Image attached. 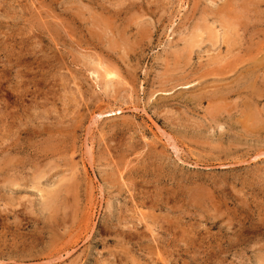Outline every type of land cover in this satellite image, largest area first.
I'll return each instance as SVG.
<instances>
[{
	"label": "rangeland",
	"instance_id": "1",
	"mask_svg": "<svg viewBox=\"0 0 264 264\" xmlns=\"http://www.w3.org/2000/svg\"><path fill=\"white\" fill-rule=\"evenodd\" d=\"M243 1L0 0V264H264V0L232 53L200 19Z\"/></svg>",
	"mask_w": 264,
	"mask_h": 264
},
{
	"label": "bare ground",
	"instance_id": "2",
	"mask_svg": "<svg viewBox=\"0 0 264 264\" xmlns=\"http://www.w3.org/2000/svg\"><path fill=\"white\" fill-rule=\"evenodd\" d=\"M91 1V0H90ZM187 1V0H186ZM235 1V0H234ZM237 1V0H236ZM254 1L255 0H244L241 4H237L236 6H234L233 8H231V9H229V8H226V7H224V5H221V6H219L217 9H215V10H212V9H210V8H205V9H203V11H202V16L200 17V19L201 20H203V21H206V22H208V19H209V16H211V15H213L214 17H215V21L216 22H219V24H220V26H221V28H223V32H222V34H219L218 33V31L217 30H215L214 28H212V27H210V25H208V23H206V25L209 27V30H207L206 32L208 33L207 34V37H209V42H211L213 45H215V44H217V42H219L220 41V44L222 43V44H225L226 45V47H227V51H228V53H232L231 51H232V49H233V47L236 45V44H238V42H240L239 41V39L240 38H238L239 36H241V33H240V29L243 27L242 26V24H244V23H242V20H241V18H242V16H245V13L248 11V6H249V4L250 3H254ZM88 3V2H87ZM209 4V3H208ZM91 5V4H90ZM213 5V4H212ZM133 6V5H132ZM229 6V5H228ZM45 7V6H44ZM96 7V6H95ZM110 7V6H109ZM250 7V6H249ZM43 8V7H42ZM131 8V7H130ZM132 8H134V7H132ZM142 8V7H141ZM238 8H240V9H238ZM127 9H129V8H127ZM116 10L118 11V9L116 8ZM115 10V11H116ZM131 10H133V9H131ZM58 11V10H57ZM64 11V10H63ZM128 11V10H127ZM123 12H124V10H123ZM135 12H136V10H135ZM139 12H141L142 14H143V12L142 11H139ZM57 13V12H56ZM127 13V12H126ZM137 14H138V12H136ZM171 13V12H170ZM249 13V12H248ZM247 13V14H248ZM128 14V13H127ZM74 15V14H73ZM72 15V16H73ZM121 16H122V14H121ZM124 16V15H123ZM140 16H142L141 14H140ZM50 18V17H49ZM62 18H64V17H62ZM77 18V17H76ZM250 18V17H249ZM71 20H72V18H71ZM141 21V20H140ZM145 21V20H144ZM254 21H255V19H254ZM253 21V22H254ZM70 22V21H69ZM78 22V21H77ZM81 22V21H80ZM261 22V21H260ZM58 23V22H57ZM118 23V22H117ZM143 23V22H142ZM261 23H263V22H261ZM80 24V23H79ZM247 24H249V22L247 23ZM252 25V24H251ZM250 25V26H251ZM83 27V26H82ZM200 28L201 27H195V29H193L192 30V32H191V35L190 36H188L187 37V35H189V34H187V35H184V36H182L181 37V39H183V41H186L188 44L186 45V48L188 49V51L191 53L192 51H193V47L195 46V45H198V42L200 41V39H197V38H193V37H197V36H199V35H201L202 33H200V34H198V32H196V30L198 29V30H200ZM246 29H247V26H246ZM111 30H112V28H111ZM114 30V29H113ZM197 30V31H198ZM57 31V30H56ZM241 32H242V30H241ZM119 33V32H118ZM125 33V32H124ZM244 33V32H243ZM242 33V34H243ZM135 34V33H134ZM204 34V33H203ZM182 35V34H181ZM180 36V35H179ZM202 36V35H201ZM244 36V35H243ZM257 36V35H256ZM128 37V36H127ZM126 37V38H127ZM188 38V39H187ZM189 38H192L193 40L192 41H190L189 40ZM116 39V38H115ZM173 39V38H172ZM174 40V39H173ZM172 40V41H173ZM207 40V41H208ZM206 42V41H205ZM90 43V42H89ZM129 43V42H128ZM240 45V44H239ZM58 46V45H57ZM116 46V45H115ZM125 47V46H124ZM199 47V46H198ZM236 47V46H235ZM122 48V47H121ZM195 48V47H194ZM186 49V50H187ZM127 50V49H126ZM208 50V49H207ZM209 51V50H208ZM205 52V51H204ZM210 52V51H209ZM103 53V52H102ZM184 54V53H183ZM119 55V54H118ZM190 56V55H189ZM233 56V55H232ZM109 57V56H108ZM211 57H214V56H211ZM248 57V56H247ZM227 59V58H225L224 56H221V55H219V54H215V58L213 59V60H215L216 61V63L215 64H217L219 61H220V59L222 60V59ZM242 58V57H241ZM232 59H233V57H232ZM245 59H253V61H251V63H249L248 64V66H247V68L245 69V72H243V73H240V76H239V78H241V77H248V78H250V74L252 75L253 73L255 74L256 73V71H257V67L259 66V64H260V62L262 61V59H260L259 57H258V59H256V58H252V57H249V58H245ZM95 61V60H94ZM215 61H213V62H215ZM225 61V60H224ZM230 61V60H229ZM221 62H223V61H220V63ZM226 62V61H225ZM228 62V61H227ZM98 63H99V65H101L102 66V68H103V71L102 72H99L98 70H96V69H94V70H92L91 71V73L93 74V73H95V72H97V77H104V78H107V79H109V80H113V79H115V78H117L116 79V81H117V83H122V82H125V78H124V76H122L121 74H120V72H119V70H118V68L115 66V67H110V66H103V62L101 61V60H99L98 61ZM118 63V62H117ZM219 63V64H220ZM230 63V62H229ZM120 65V64H119ZM223 65V64H222ZM221 64L219 65V66H222ZM232 64L230 63V65L228 64V66L230 67V69L232 68V66H234V65H232ZM207 66V65H206ZM205 66V67H206ZM209 66V65H208ZM224 66H222V68H223ZM227 67V66H226ZM101 68V69H102ZM121 68H122V66H121ZM209 68H211V67H209ZM228 68V67H227ZM227 68H225V69H227ZM214 69H217V67L216 68H214ZM221 69V68H220ZM224 69V68H223ZM91 70V69H90ZM124 70V69H123ZM191 70V69H190ZM228 70V69H227ZM243 70V69H242ZM206 71V70H205ZM205 71H202V72H205ZM219 71V70H218ZM125 72V71H124ZM208 72H210V71H208ZM213 73H214V71H213ZM213 73H211V75L213 74ZM220 73H221V71H220ZM210 74V73H209ZM218 73H216V75H217ZM224 74V73H223ZM225 74H226V72H225ZM207 75V74H206ZM222 75V74H221ZM253 76V75H252ZM182 78H184V77H182ZM259 78V77H258ZM103 79V78H102ZM181 79V78H180ZM93 80V79H92ZM104 80V79H103ZM174 80V79H173ZM227 80H228V78H227ZM239 81V80H238ZM262 81V80H261ZM105 82V81H104ZM129 82V81H128ZM264 82V81H263ZM96 83V82H95ZM191 83V82H190ZM231 83V82H230ZM236 83V82H235ZM128 84V83H127ZM210 84V83H209ZM214 84V83H213ZM227 84V83H226ZM250 84V83H249ZM258 84V83H257ZM97 85V84H96ZM104 85H106V84H104ZM232 85V84H231ZM241 85H242V83H241ZM245 85V84H244ZM255 85V84H254ZM172 86V85H171ZM174 86V85H173ZM204 86V85H203ZM206 86V85H205ZM221 87H222V85H220ZM233 86V85H232ZM129 87V86H128ZM190 87V86H189ZM217 87L218 86H216V88H215V90H213L211 93H210V95H209V98H210V100H211V102H212V104H210L212 107H214V110L216 109V111H223L222 109H224L223 107H222V104H221V102L223 103V102H225V100L229 97L228 96V92L230 91V90H227V89H232V88H228V86H226V90L227 91H224V89H223V87H222V89H221V91L219 90V89H217ZM238 87L240 88V86L238 85ZM250 87V86H249ZM248 87V85H247V87L246 88H249ZM199 88V87H198ZM197 88V89H198ZM206 88V87H205ZM238 88V89H239ZM242 88V87H241ZM245 88V89H246ZM213 89V88H212ZM101 90V89H100ZM135 90V89H134ZM168 90V89H167ZM200 90V89H199ZM204 91V93L202 94L203 96H204V94L206 95V93L207 92H209L208 90H205V89H203ZM242 90V89H241ZM247 90V89H246ZM252 90V89H251ZM232 92H233V90H231ZM230 91V92H231ZM239 91V90H238ZM112 92V91H111ZM216 92H218V93H216ZM227 94H226V93ZM249 90H248V94H249ZM252 92H253V90H252ZM252 92H251V95H252ZM246 93V92H245ZM198 94H200V93H198ZM234 95V94H233ZM250 95V94H249ZM255 95V94H254ZM250 98V97H249ZM214 102H213V101ZM238 100H240V99H238ZM255 100V99H254ZM235 101V100H234ZM219 103V104H218ZM250 103V102H249ZM255 104V103H254ZM258 104V103H257ZM213 105H215V106H213ZM224 106V105H223ZM256 109V108H255ZM103 112V111H102ZM219 113V112H218ZM224 113V112H223ZM258 112H256V111H254L253 110V112L250 110L249 112H248V114H249V116H250V118H252V120L253 121H255V123H257V120L259 121V118H260V116L259 117H256V116H258L259 115V113L257 114ZM248 114H247V117L249 118V116H248ZM219 115H220V113H219ZM252 116V117H251ZM246 117V118H247ZM221 118V117H220ZM216 119V118H215ZM214 119V120H215ZM218 119V118H217ZM216 119V120H217ZM175 120V119H174ZM244 121H245V119H243ZM250 120V119H249ZM91 123V122H90ZM180 123V122H179ZM196 123V122H195ZM253 123V122H252ZM197 124V123H196ZM221 124V123H220ZM246 124V123H245ZM228 125V124H227ZM244 125V124H243ZM247 125H249V126H251L250 125V122L249 123H247ZM218 126V125H217ZM247 126L245 125V130H247ZM242 129V128H241ZM35 130V129H34ZM45 131V130H44ZM40 134V133H39ZM46 138V137H45ZM45 140V139H44ZM43 140V141H44ZM55 141H56V139H55ZM47 142V141H46ZM57 142V141H56ZM168 142V141H167ZM40 143V142H39ZM46 144V143H45ZM44 144V145H45ZM53 144V143H52ZM43 147V146H42ZM176 147V146H175ZM114 148H116V147H114ZM192 148V147H191ZM63 149V148H62ZM119 150V149H118ZM114 151V150H113ZM117 153V152H116ZM45 154H46V152H45ZM112 155V154H111ZM259 155V154H258ZM263 155V154H262ZM260 156V155H259ZM114 159V162H115V158H113ZM139 160V159H138ZM158 160V159H157ZM134 161V160H133ZM91 162V161H90ZM127 163V162H126ZM129 163V162H128ZM123 166H125V165H123ZM10 168V167H9ZM98 168V167H97ZM14 169V168H13ZM124 169V168H123ZM131 169V168H130ZM66 171H67V169H66ZM75 172V171H74ZM13 173V172H12ZM123 173V172H122ZM75 174V173H74ZM5 175V174H4ZM13 175V174H12ZM14 175H15V169H14ZM127 175H128V173H127ZM19 176V175H18ZM121 176V178H122V176H125V175H123V174H121L120 175ZM23 177V176H22ZM42 178V177H41ZM128 178V177H127ZM126 178V179H127ZM132 178V177H131ZM5 179H7V178H5ZM10 179V178H9ZM40 179V178H39ZM63 179V178H62ZM75 179V178H74ZM125 179V180H126ZM130 179V178H129ZM76 180H77V178H76ZM14 184H18V182L17 181H14V180H11ZM129 181V180H128ZM139 181V180H138ZM131 182H133V181H131ZM20 183V182H19ZM129 183V182H128ZM124 184H126V182L124 183ZM129 185V184H128ZM130 185H131V183H130ZM205 185V184H204ZM62 186V185H61ZM60 186V188L58 189V190H56L53 194L51 193L50 194V196L47 198V199H49L48 201H49V204H48V202H47V206L49 205V207H52L53 206V204H50V203H53V198H59L60 197V192H61V187ZM66 186V185H65ZM127 187V186H126ZM214 187V186H213ZM76 188V187H75ZM131 188V187H130ZM130 188H128L129 190H130ZM42 189V188H41ZM132 189V188H131ZM212 189V188H211ZM143 190H144V188H143ZM47 191H48V189H47ZM145 191H146V189H145ZM47 194V193H46ZM132 194V193H131ZM46 196V195H45ZM132 197V196H131ZM155 197V196H154ZM161 198V197H160ZM101 200V199H100ZM142 200V199H141ZM168 200V199H167ZM147 201V200H146ZM156 202V201H155ZM45 204V203H44ZM153 204H154V202H153ZM152 204V205H153ZM144 205V204H143ZM155 205H156V203H155ZM158 205V204H157ZM137 207V206H136ZM139 207V206H138ZM94 209V208H93ZM154 209V208H153ZM156 209V208H155ZM227 209V208H226ZM138 211V213L140 214V212H139V210H137ZM144 211V210H143ZM143 211H141L142 213H143ZM217 211V210H216ZM89 212V211H88ZM144 214V213H143ZM137 215V214H136ZM149 215V214H148ZM148 215H146V217L148 216ZM91 216V215H90ZM90 216H89V219H90ZM168 217V216H167ZM145 218V217H144ZM159 218V217H158ZM162 217H160V219H161ZM178 218V217H177ZM179 218H181V217H179ZM88 219V220H89ZM149 220L151 219L150 217L148 218ZM228 219V218H227ZM156 220H157V218H156ZM177 220V219H176ZM180 220V219H179ZM209 220V219H208ZM241 220V219H240ZM86 221H87V219H86ZM90 221V220H89ZM89 221H87V222H89ZM130 222H131V220H130ZM150 222V221H149ZM154 222V221H153ZM164 222V221H163ZM166 222V221H165ZM177 222V221H176ZM202 222V221H201ZM94 223V222H93ZM157 223H158V221H157ZM156 223V225L158 226V224ZM182 223V222H181ZM85 224V226H86V223H84ZM69 225V224H68ZM150 224H147V227L149 226ZM180 225H182V224H180ZM136 226V225H135ZM153 226H155V225H152V227ZM176 226V225H175ZM183 226H184V224H183ZM133 227H134V225H133ZM160 227V226H159ZM163 226H161V228H162ZM173 227V226H172ZM181 227V226H180ZM135 228V227H134ZM160 228V229H161ZM167 228V227H166ZM186 228V227H185ZM119 229V228H118ZM118 229H117V231H118ZM152 230H153V228H151ZM169 229H172V228H169ZM175 229V228H174ZM187 229V228H186ZM194 229V228H193ZM113 230V229H112ZM116 230V229H115ZM143 230V229H142ZM161 230H163V228L161 229ZM114 231V230H113ZM116 231V232H117ZM191 232V231H190ZM119 233V232H118ZM154 233V232H153ZM157 233V232H156ZM171 233V232H170ZM176 233V232H175ZM188 233V232H187ZM186 233V235H188ZM120 234H122V233H120ZM127 234V233H126ZM178 234V233H177ZM130 235V234H129ZM172 235V234H171ZM179 235H180V233H179ZM183 235V234H182ZM124 236V235H123ZM139 236V235H138ZM156 236V235H155ZM160 235H158V237H159ZM185 236V235H184ZM129 237V236H128ZM153 237V236H152ZM157 237V238H158ZM175 237V236H174ZM188 237V236H187ZM192 237V236H191ZM143 238V237H142ZM154 238V237H153ZM180 238V237H179ZM186 238V237H185ZM131 239V238H130ZM155 239H156V237H155ZM159 239V238H158ZM164 239V238H163ZM162 239V240H163ZM175 239V238H174ZM183 239H184V237H183ZM187 239V238H186ZM143 240H145V239H143ZM149 240V239H148ZM178 240V239H177ZM189 240V239H188ZM150 241V240H149ZM156 241V240H155ZM165 241V240H164ZM173 241V240H172ZM186 241V240H185ZM153 242V241H152ZM163 242V241H162ZM161 242V243H162ZM182 242V241H181ZM190 242V241H189ZM193 242V241H192ZM140 243V242H139ZM150 243V242H149ZM156 243H157V241H156ZM160 243V244H161ZM178 243V242H177ZM186 243V242H185ZM184 243V244H185ZM154 244V243H153ZM159 243H158V245H160ZM168 244V243H167ZM173 244V243H172ZM140 245V244H139ZM186 245V244H185ZM188 245V244H187ZM116 246H119V245H116ZM142 246V245H141ZM145 245H143V247H144ZM165 246V245H164ZM195 246V245H194ZM125 247V246H124ZM140 247V246H139ZM142 247V248H143ZM161 247V246H160ZM167 247V246H166ZM166 247H164V248H166ZM170 247V246H169ZM212 247V246H211ZM133 248H135V247H133ZM137 248V247H136ZM152 248V247H151ZM119 249V248H118ZM194 249V248H193ZM120 250H122L121 248H120ZM145 250V249H144ZM148 250H149V248H148ZM157 250V249H156ZM115 251H117V250H115ZM139 251V250H138ZM194 251V250H193ZM195 251H196V249H195ZM119 252V251H118ZM145 252H146V250H145ZM164 252V251H163ZM122 253V252H121ZM124 253V252H123ZM122 253V254H123ZM143 253H144V251H143ZM198 254H199V252H198ZM136 256V255H135ZM147 256V255H146ZM150 256H151V254H150ZM155 256H156V254H155ZM131 257V256H130ZM137 257V256H136ZM144 257V256H143ZM154 257V256H153ZM161 257H163V256H161ZM175 257H177V256H175ZM139 258V257H138ZM145 258H147V257H145ZM219 258V257H218ZM106 259V258H105ZM157 259V258H156ZM159 259V258H158ZM176 259V258H175ZM178 259V258H177ZM153 260H154V258H153ZM152 260V261H153ZM162 260V259H161ZM161 260H157V261H161ZM164 260V259H163ZM166 260H168L169 261V259H166ZM174 260V259H173ZM127 262V261H126ZM137 262V261H136ZM151 262V261H150ZM148 263V262H147ZM154 263V262H153ZM183 263H185V262H183ZM164 264V263H163ZM165 264H166V262H165ZM179 264V263H178ZM186 264V263H185Z\"/></svg>",
	"mask_w": 264,
	"mask_h": 264
}]
</instances>
